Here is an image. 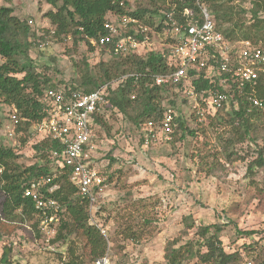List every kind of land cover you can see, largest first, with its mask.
<instances>
[{
  "label": "rangeland",
  "instance_id": "374dc122",
  "mask_svg": "<svg viewBox=\"0 0 264 264\" xmlns=\"http://www.w3.org/2000/svg\"><path fill=\"white\" fill-rule=\"evenodd\" d=\"M126 2L128 5L123 12L147 11L142 17L147 26L151 25L152 17L160 15L171 5L170 0ZM0 6L12 8L13 16L26 22L31 29L33 36L29 41L36 44L29 56L35 72L41 79L48 80L40 86L41 91L51 85H72L83 72L90 69L97 74L96 67L100 64L117 60L107 51L91 47L70 34L55 35V26L46 18V13L55 12V9L44 0H0ZM230 8L237 15L234 20L243 22L245 27L252 23L248 14L250 0L226 3L224 9L227 13ZM242 10L246 13L242 14ZM230 27L229 23L220 24L223 31ZM38 37L40 41L35 40ZM262 44L257 43L258 46ZM3 62L0 58V65ZM85 65L89 69H85ZM122 78L109 83L116 88ZM31 90L28 88L26 93L34 97L35 92ZM171 101L174 102L173 109L179 108L187 129L194 131L195 135L184 133L175 122L169 137L160 135L157 128L158 140L146 145L140 131L142 124L136 127L108 105L101 114L104 126H95L99 145L93 154L104 174L106 189L89 211L90 223L109 227L104 237L106 258L110 264H166L163 255L167 242L177 240V247L196 241L199 227L219 224L222 226L220 240L226 253H239L241 264H263L264 168L248 172V166L256 159L259 150L263 149L264 153L263 127H258L243 142H235L228 151L233 152V156L226 160L227 152L223 148L228 127L212 128L207 125V116L197 120L189 104L191 100L182 93L161 94V106L170 105ZM13 112L12 106L0 100L1 145L12 150L16 155L13 161L20 168L41 161L40 164H47L52 173H57V166L48 153L40 159L34 148L37 144L30 135L32 124L26 126V120L18 111L21 124L13 129L9 120ZM9 132L13 134L10 136ZM256 135L259 136L255 140ZM205 155L207 158L201 162L199 156ZM4 201L5 196L0 195V264H64L70 249L77 257L74 264H94L89 258L87 242L79 232L66 241L46 244L37 231L33 215H21L20 209L5 215L2 211ZM145 216L150 218L151 224L144 227L141 239L126 238V231L139 229ZM237 231H254L255 234L240 236ZM4 252L8 253L5 263L1 262ZM184 264H196V261Z\"/></svg>",
  "mask_w": 264,
  "mask_h": 264
},
{
  "label": "trees",
  "instance_id": "16d2710c",
  "mask_svg": "<svg viewBox=\"0 0 264 264\" xmlns=\"http://www.w3.org/2000/svg\"><path fill=\"white\" fill-rule=\"evenodd\" d=\"M6 1V0H5ZM8 1V0H7ZM55 12L46 13V18L55 26V35H72L79 41L89 44V39L96 38L103 33V22L110 12L121 14L127 6L126 0H44ZM61 1V4H59ZM237 0H199V3L210 11L216 25L220 29L221 23H229L231 27L225 31L221 30L225 37L230 41H251L252 45L263 43L264 47V0H250L251 8L248 11L252 23L245 27L241 21H236L237 16L233 9L229 13L224 9L226 3H232ZM171 5L177 9L187 6L196 7V0H170ZM170 5V6H171ZM169 7V6H168ZM168 7H165L167 9ZM146 10H135L132 14L138 17H144ZM157 15L158 11H153ZM242 14L246 12L241 11ZM153 16V15H152ZM151 25L153 20H150ZM220 22V24H219ZM74 28V30H73ZM31 29L26 22L19 21L13 16V9L0 6V58L4 62L0 65V100L7 106H14L25 119V125L38 122L41 118V105L37 101L40 95V86L48 82L47 79H41L35 70L34 63L29 56V51L36 44L32 37ZM240 36V39L235 37ZM40 37H38V40ZM90 46V44H89ZM117 60L110 63H102L96 69L97 74L89 69L73 80L72 87L84 93H89L97 89L100 85L109 83V81L126 77L110 90L108 95V106L111 110L122 114L129 119L136 127L146 122L152 121L158 124L162 117L163 108L161 103V94L170 91H176L177 88L172 85L156 86L154 77L158 74H165L167 66L159 54L148 52L145 56L128 55L126 57H114ZM110 67V68H108ZM117 71V72H116ZM18 75H22L18 78ZM196 91L206 89L208 82L202 79L193 83ZM51 88L54 85L50 86ZM31 88L34 97L29 96L26 90ZM134 96V99L131 97ZM256 99L260 105L254 106L249 99ZM233 103L226 109L223 107L218 110L214 116H207V125L216 129L217 126L228 127V137L224 143L226 150V160L233 156L232 149L235 142H243L249 138L256 129L263 127L264 132V77L255 81L253 86H246L242 92L234 93ZM173 107L174 102H169ZM174 113L177 128L190 136L195 135L194 131H189L185 126L184 119L180 115L179 108ZM104 126L101 115L95 116V126ZM259 135L253 137L255 140ZM252 138V137H251ZM253 140V139H252ZM264 142V133H262ZM35 150L43 159L45 153L51 151H60V146L56 142L44 141L34 146ZM16 155L11 149L0 145V167L3 168L0 173V195L5 196L2 211L5 215H11L15 210H19L21 215L30 216L33 214V204L28 198L22 197L23 184L27 181L37 178L41 175H53L47 164L36 163L27 168H20L14 163ZM201 162H204L205 156H199ZM264 168V153L260 149L256 159L248 166V172L252 173L255 168ZM53 184L58 189L51 195L57 199L65 208L60 225L57 229L55 238L51 241L63 242L71 235L80 233L87 242L89 248L90 261L105 256L107 251L106 239L101 235L97 225L90 223L89 201L77 194V189L68 181L69 171L67 169L57 170ZM212 173V171H208ZM142 226L137 230L129 229L126 231V238L139 241L144 234V227L151 224L147 216L142 219ZM190 228V226H188ZM222 226L212 224L199 227L197 229V240L188 241L183 245H177V240L169 241L165 244L163 259L166 264H184L186 261L195 260L196 264H241L242 258L239 253H226L220 240ZM240 236H252L254 231H237ZM204 249V251H202ZM249 249H252L249 246ZM8 253L2 254V261ZM68 260L64 264H74L77 258L73 256L72 249L68 252ZM73 259V260H72ZM264 264V262H263Z\"/></svg>",
  "mask_w": 264,
  "mask_h": 264
},
{
  "label": "built area",
  "instance_id": "2783aa9c",
  "mask_svg": "<svg viewBox=\"0 0 264 264\" xmlns=\"http://www.w3.org/2000/svg\"><path fill=\"white\" fill-rule=\"evenodd\" d=\"M196 7L177 9L171 5L161 11L151 26L145 25L142 18L132 15V12H110L103 22V33L88 41L91 47L107 51L113 57H141L148 52L159 54L167 72L156 75L154 84L176 87L177 92L191 100L190 107L200 121L205 116H214L231 103L236 107L234 93L242 92L246 86L252 87L256 80L264 77V47L248 41H230L199 0H196ZM200 79L206 80L209 86L196 91L193 83ZM112 86L106 83L89 93L71 85L42 90L37 97L42 107V118L31 123L30 135L36 144L48 140L60 146V151H51L49 157L57 170L69 171L68 181L80 197L88 199L89 207L106 189L104 174L93 154L99 145L95 134V116L101 115L107 107L109 92L114 89ZM249 99L254 106L260 105L256 99ZM12 108L14 112L9 120L15 130L21 119L16 108ZM162 108L158 125L149 121L141 126L146 145L156 142L159 134L169 137L173 132L174 109L170 105H163ZM2 170L0 167V173ZM55 176L56 173H53L31 179L23 184L22 191V197L30 199L33 204L36 228L46 244L55 238L65 211L63 205L51 196L58 189L52 183ZM98 228L106 237L109 227ZM94 264L110 263L105 256L95 260Z\"/></svg>",
  "mask_w": 264,
  "mask_h": 264
},
{
  "label": "clouds",
  "instance_id": "9594fccd",
  "mask_svg": "<svg viewBox=\"0 0 264 264\" xmlns=\"http://www.w3.org/2000/svg\"><path fill=\"white\" fill-rule=\"evenodd\" d=\"M124 13H126V12H124ZM124 13H121V14H124ZM116 14V13H115ZM133 15V14H132ZM159 15H157L156 17H152L151 19L154 21V19L155 18H157ZM138 17V16H137ZM140 18H142V17H140ZM151 26V25H150Z\"/></svg>",
  "mask_w": 264,
  "mask_h": 264
}]
</instances>
